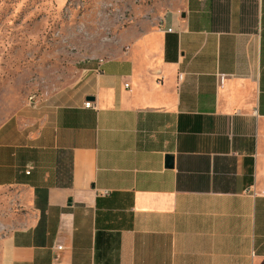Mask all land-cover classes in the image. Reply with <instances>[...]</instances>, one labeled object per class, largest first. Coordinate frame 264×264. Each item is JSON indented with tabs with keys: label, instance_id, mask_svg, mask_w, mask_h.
<instances>
[{
	"label": "crops",
	"instance_id": "0c3cea01",
	"mask_svg": "<svg viewBox=\"0 0 264 264\" xmlns=\"http://www.w3.org/2000/svg\"><path fill=\"white\" fill-rule=\"evenodd\" d=\"M135 33L0 124V264H264V0Z\"/></svg>",
	"mask_w": 264,
	"mask_h": 264
},
{
	"label": "rangeland",
	"instance_id": "374dc122",
	"mask_svg": "<svg viewBox=\"0 0 264 264\" xmlns=\"http://www.w3.org/2000/svg\"><path fill=\"white\" fill-rule=\"evenodd\" d=\"M183 0H0V124L36 92L70 90L88 58L109 57L122 39L159 23ZM18 188L0 189V225L26 219ZM15 216V217H14Z\"/></svg>",
	"mask_w": 264,
	"mask_h": 264
},
{
	"label": "built area",
	"instance_id": "2783aa9c",
	"mask_svg": "<svg viewBox=\"0 0 264 264\" xmlns=\"http://www.w3.org/2000/svg\"><path fill=\"white\" fill-rule=\"evenodd\" d=\"M181 79H182V74L179 73L178 74V80L180 81ZM218 79H219V83L221 84L224 80V75H219ZM39 99H40V96L36 92H33L32 94H30L28 96V100H27L28 102L27 103L32 108H35L38 105ZM84 105L86 107H95V104H93V102H91V101H86L84 103Z\"/></svg>",
	"mask_w": 264,
	"mask_h": 264
},
{
	"label": "water",
	"instance_id": "95a60500",
	"mask_svg": "<svg viewBox=\"0 0 264 264\" xmlns=\"http://www.w3.org/2000/svg\"><path fill=\"white\" fill-rule=\"evenodd\" d=\"M171 163H172V157L171 156H168L167 157V164L168 165H171Z\"/></svg>",
	"mask_w": 264,
	"mask_h": 264
}]
</instances>
